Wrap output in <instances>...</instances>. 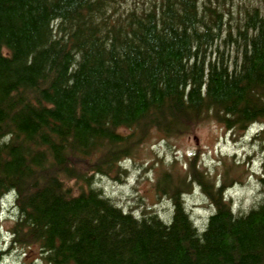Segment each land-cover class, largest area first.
Returning a JSON list of instances; mask_svg holds the SVG:
<instances>
[{"label": "trees", "instance_id": "trees-1", "mask_svg": "<svg viewBox=\"0 0 264 264\" xmlns=\"http://www.w3.org/2000/svg\"><path fill=\"white\" fill-rule=\"evenodd\" d=\"M234 0H0V201L44 264H264V197L235 212L202 172L162 171L174 215L94 188L153 134L214 122L264 141V10ZM263 125V127H262ZM264 167V166H263ZM214 207L204 229L185 195ZM264 187V175L261 179Z\"/></svg>", "mask_w": 264, "mask_h": 264}, {"label": "rangeland", "instance_id": "rangeland-1", "mask_svg": "<svg viewBox=\"0 0 264 264\" xmlns=\"http://www.w3.org/2000/svg\"><path fill=\"white\" fill-rule=\"evenodd\" d=\"M240 5L259 6L264 10V0H234L236 14ZM259 130L254 126L249 131L235 133L210 122L181 137L165 139L153 134L132 160L120 164L124 171L110 176L97 175L93 186L125 212L139 217L155 212L168 221L174 215V206L169 197L157 193V179L162 171L180 175L189 172L190 162L197 157V173H204L216 187H224L234 211L246 213L264 197L261 182L264 141L257 138ZM185 202L196 227L204 229L214 207L198 182L192 183ZM16 217L12 196L1 199L0 264H44L37 247L12 244L11 229Z\"/></svg>", "mask_w": 264, "mask_h": 264}, {"label": "bare ground", "instance_id": "bare-ground-1", "mask_svg": "<svg viewBox=\"0 0 264 264\" xmlns=\"http://www.w3.org/2000/svg\"><path fill=\"white\" fill-rule=\"evenodd\" d=\"M262 127H263V125H262Z\"/></svg>", "mask_w": 264, "mask_h": 264}]
</instances>
